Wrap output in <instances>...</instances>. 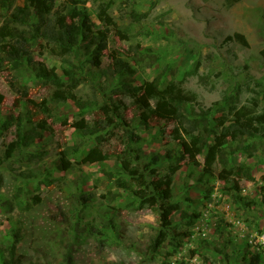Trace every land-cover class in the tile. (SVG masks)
I'll return each mask as SVG.
<instances>
[{
  "label": "rangeland",
  "instance_id": "374dc122",
  "mask_svg": "<svg viewBox=\"0 0 264 264\" xmlns=\"http://www.w3.org/2000/svg\"><path fill=\"white\" fill-rule=\"evenodd\" d=\"M24 4L15 0L13 8ZM49 4L51 11L37 20L48 29L23 48L20 62L0 58L4 256H10L6 250L15 242L13 264H264V139L242 137L239 146L249 149L235 153L238 137L229 135L223 143L231 165L250 166L253 179L226 173L220 162L213 174L204 173V154L195 163L184 154L174 139V122L154 116L151 102L144 123V109L118 90L128 80L135 85L152 80L170 64L173 74L166 80L183 81L196 92V101L183 105L190 118L207 112L208 121L216 124L224 114L233 117L231 105L252 107L253 98L263 110L264 0H86L81 8L93 30L107 38L99 66L86 49L76 45L62 51L49 34L58 28V16L70 22L71 7L81 2ZM103 4H108L110 21L99 17ZM132 10L148 15L137 21ZM5 16L0 8V26ZM136 44L160 55V61L142 67L133 63L131 79L111 74L110 54L129 59ZM43 64L67 84V69L81 78L72 90L62 87L75 97L53 100L57 86L36 75L35 66ZM82 118L85 134L76 127ZM22 137L23 144L9 154L10 145ZM77 142L81 146L75 153ZM97 144L109 158L82 163L81 154ZM65 155L71 166L61 170L57 161ZM122 157L132 159L143 185L138 175L126 173ZM176 164L171 201L179 209L166 215L168 237L154 247L163 210L146 201L158 196L150 184ZM109 173L124 179L126 187Z\"/></svg>",
  "mask_w": 264,
  "mask_h": 264
},
{
  "label": "trees",
  "instance_id": "16d2710c",
  "mask_svg": "<svg viewBox=\"0 0 264 264\" xmlns=\"http://www.w3.org/2000/svg\"><path fill=\"white\" fill-rule=\"evenodd\" d=\"M80 5H75L70 12V22L66 20L64 15L58 17V28L52 30L50 35L56 38V45L61 47L62 51H67L70 47L81 46L86 49L91 56V61L94 65L101 64V57L103 51L106 48L107 38L103 31H94L92 27V21L87 10L81 7H85L86 0H78ZM15 0H0V8L5 10L6 16L4 22L0 26V38L4 40V43L0 46V58L7 57V60L13 63H19L22 50L26 45H29L35 38L41 35V31L45 33L47 27L43 28L41 23H37V20H43L45 16L51 11V4L49 0H25L23 6L17 5L13 8ZM108 4H103V7L99 13V17L104 20L110 21V17L107 14ZM147 12H138L136 10L131 11L132 19L140 21V19L146 17ZM28 27V28H27ZM43 35V34H42ZM236 36L246 41L242 34H236ZM231 38V37H230ZM229 38V39H230ZM10 40H14L10 43ZM132 54H129V59H125L121 55L110 54L109 69L111 74L118 76H128L132 78L136 73L135 65L153 66L155 62L160 61V55H156L146 52L140 44H136L131 48ZM2 55V56H1ZM133 63L135 65H133ZM160 74H157L154 79L146 81L142 84L135 85L132 82L125 81L118 87L120 93H124L132 97L133 102L140 108L144 109L142 112V118L144 123H147V113L145 109L149 108L151 102L154 103V107L151 110L154 116L158 119L167 122H174L175 127L173 129L174 139L179 140V145L183 147L184 154L188 155L192 162H197V157L204 154V173L213 174L215 172L214 165L216 162H220L224 168H228V172L231 174L241 175V177L247 179H253L250 173V166H232L229 160L226 146L223 144L227 137L231 135L236 140V148L232 149V153L249 149L248 144L240 145V139L242 137L250 136L252 138L258 137L264 139V109L258 110V102L253 98L254 105H243L237 107L231 105L229 108L230 113H233V117L229 119L228 116L217 118L218 123L212 124L208 121L207 112L201 114L200 118H190L189 114L183 109L185 103L194 102L197 99L196 92L186 89L183 81L166 80L167 74H173V67L169 64L166 66ZM81 68H83L81 66ZM37 77L45 83H53L57 86V90L53 96L54 101L66 100L69 97H75L69 90L70 94L65 92L62 88L68 85L72 90L80 83L81 78L76 77L74 71L65 70L66 75L69 77V83L63 81V78L56 71L49 70L44 64L35 66ZM193 73V72H187ZM164 76V77H163ZM77 105L84 109L85 105L83 101L79 99L76 101ZM228 122V124H226ZM219 126L220 131L219 130ZM76 127L85 134L87 131V124L82 118L77 122ZM89 133V132H88ZM216 133L214 142L211 141L212 134ZM9 147L8 153L10 154L17 149L18 146L23 144V137L20 138ZM79 142L76 143L74 151L79 152ZM184 156V155H183ZM160 157V154L154 156V160ZM108 154L99 146L94 145L86 152L81 154L82 163H93L105 161L108 159ZM123 169L126 173L131 175H138L142 185L145 183L143 180V174L135 168L132 159L122 157L121 159ZM59 169L66 170L71 166V161L66 158V155L59 158L57 161ZM179 168V164L173 166L172 170L164 176L158 177L152 180L150 185H153V190L156 191L157 197L147 198L152 206L159 204L161 210L167 211V213L161 212V230L158 235L153 239L154 247L160 246L168 237L167 228L171 223L166 215L174 210L179 209L178 203H173L172 199V175ZM236 169V170H235ZM111 179H116L117 184L124 188L126 182L124 179H118L109 173ZM264 181V174L262 175ZM149 184V183H148ZM236 190L238 187L235 184ZM240 189V188H239ZM186 213H183L185 217ZM197 217V214L193 215ZM16 243L13 242L8 246V255L4 256V252L0 250V264H13V257L15 256Z\"/></svg>",
  "mask_w": 264,
  "mask_h": 264
}]
</instances>
